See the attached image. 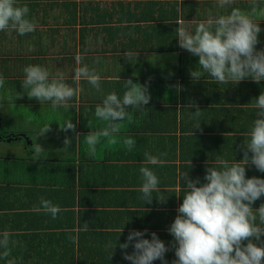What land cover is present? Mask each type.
Instances as JSON below:
<instances>
[{"label":"crops","instance_id":"crops-1","mask_svg":"<svg viewBox=\"0 0 264 264\" xmlns=\"http://www.w3.org/2000/svg\"><path fill=\"white\" fill-rule=\"evenodd\" d=\"M253 3L0 0V264H264Z\"/></svg>","mask_w":264,"mask_h":264},{"label":"trees","instance_id":"trees-1","mask_svg":"<svg viewBox=\"0 0 264 264\" xmlns=\"http://www.w3.org/2000/svg\"><path fill=\"white\" fill-rule=\"evenodd\" d=\"M156 5H158L159 11H160V5L161 4H156ZM261 5L263 6V9H261V7H260ZM182 6H183L182 4L174 3V4H172L171 9L169 11L168 10L167 11L166 10L164 11V13L166 12L167 15H168V16L165 15L166 14L165 13L164 16H163L164 19L167 18L168 20L174 21V23L171 26H169L172 29V31L171 30L170 31H171V36H173V44H174V46L172 45L169 48H163V47L157 46V50L167 49V51H175L177 49V47H178V45H177V41H178V32H177V29L179 28V25H181V24H178V23H175V22H178V21H180V18H183L182 13H181V7ZM191 9L193 10L195 8L194 7H191ZM238 10L240 11V9L237 8V11ZM196 11L197 10H194V12H196ZM241 11L242 12H246L248 14V16L252 15V13H254L255 11L258 12V13H260L262 11V13H264V3L263 4L253 3V4H251V7L249 6L246 9L243 8V9H241ZM188 12L189 13L187 15H190L191 14V11L188 10ZM162 13L163 12L160 11V14L161 15H162ZM163 17L160 18V19L162 20ZM145 19H146V17H145ZM150 21L151 22H154L153 18H151ZM158 21L159 20H157V22ZM162 28H163V26L161 27V31H162ZM158 44L161 45L160 43H158Z\"/></svg>","mask_w":264,"mask_h":264}]
</instances>
